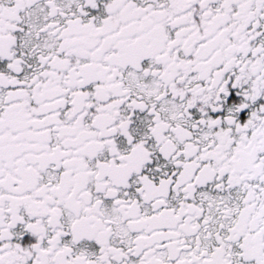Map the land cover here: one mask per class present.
<instances>
[{
	"label": "snow or ice",
	"instance_id": "obj_1",
	"mask_svg": "<svg viewBox=\"0 0 264 264\" xmlns=\"http://www.w3.org/2000/svg\"><path fill=\"white\" fill-rule=\"evenodd\" d=\"M0 264H264V0H0Z\"/></svg>",
	"mask_w": 264,
	"mask_h": 264
}]
</instances>
